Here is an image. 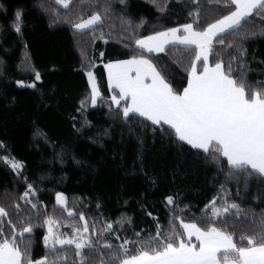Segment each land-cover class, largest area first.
Segmentation results:
<instances>
[{"label":"trees","instance_id":"1","mask_svg":"<svg viewBox=\"0 0 264 264\" xmlns=\"http://www.w3.org/2000/svg\"><path fill=\"white\" fill-rule=\"evenodd\" d=\"M110 2L112 11L103 24L94 33L80 35L64 18L81 15L87 18L92 11L101 10L103 0H73L69 9L56 5L55 0H44L53 11L60 13L61 20L55 24L40 7V0H0L3 5L0 8V141L7 146L6 151L0 148V157H14L24 165L21 176H17L0 160V206L15 221L14 204L18 202L22 206L21 216L31 215L39 225L36 210L19 199L26 189L21 177H26L27 183L37 189L41 219L47 213L60 225H82L77 214L84 212L89 224L95 223L100 228L106 221L131 217L133 224H125L127 230L121 231V236L135 239L134 228L147 238L155 235L157 220L163 229L168 227L172 213L165 195L177 194L175 199L187 221L201 217L204 205L221 191L223 184L221 194H227L243 209L239 219L247 216L250 221L253 215L259 218L264 213V185L257 177L249 178L246 190L243 180L239 185L235 180H226V163L221 171V165L206 159L189 145L172 142L167 135L154 133L151 127L138 126L136 121L125 123L121 117L109 114L106 100L112 93L104 65L130 58L135 45L128 39L132 35L129 22L135 27L141 19L145 21L142 28L136 29L137 35L177 27L191 21L188 13L194 7L193 0H161L167 3L164 13L157 11L150 0H127L126 5H121L119 0ZM199 4L201 22L224 14L222 5H210L208 0H199ZM17 7L23 10L24 21L19 34L11 26ZM254 22L258 24L259 18L250 20L249 24ZM245 47L255 69L248 73V78L264 80V72L259 70L264 67L260 64L264 61V36L257 35L246 41ZM154 55L158 57L156 62L168 68L170 78L179 86L186 75L176 62L183 55L182 48H170ZM89 62L94 64L91 70L104 100L96 106L89 103L78 111L81 100L91 91L82 67ZM26 64L40 72V81L35 80L31 69L25 70ZM16 80L25 81V85L16 84ZM32 83L36 85L34 88L29 86ZM57 192L67 197L74 218H68L67 212L57 206ZM148 211L153 215L148 216ZM176 224L179 225L178 220ZM46 230L37 226L32 234H25L24 241H18L23 248L31 240L33 259L46 254L43 243ZM108 239L116 245L120 243L114 236ZM234 239L239 240V235ZM65 248L67 264H73L78 260L72 254L74 246ZM108 251L102 248L104 255H101L85 249L88 264H99L101 259L107 261Z\"/></svg>","mask_w":264,"mask_h":264},{"label":"snow or ice","instance_id":"2","mask_svg":"<svg viewBox=\"0 0 264 264\" xmlns=\"http://www.w3.org/2000/svg\"><path fill=\"white\" fill-rule=\"evenodd\" d=\"M150 2L161 13L167 10L166 2ZM55 3L69 9L72 0H55ZM119 3L126 5L127 0H119ZM208 3L222 5L224 14L201 22L199 0H193L194 7L188 13L191 21L177 27L137 35L136 29L142 28L145 21L141 19L135 27L129 22L132 35L128 39L134 41L135 46L130 58L104 65L112 93L106 103L109 114L121 117L125 123L136 121L138 126L151 127L154 133L167 135L172 142L189 145L206 159L221 165V171L226 163V180H235L238 185L243 180L247 190L251 177H257L264 185V80L248 78V73L255 69L251 67L245 47L246 41L257 35L264 36V0H208ZM40 7L49 13L53 24L61 20L60 13L53 11L44 0H40ZM111 11L110 0H103L101 10L92 11L87 18L65 17L64 22L80 35H86L89 31L94 33ZM254 18H259V23L249 24ZM23 23V10L17 7L11 26L19 34ZM100 38L103 39V35ZM177 47L182 48L183 55L176 62L186 74L179 86L170 78L168 68L156 62L158 57L154 55ZM260 64L264 65V61ZM82 67L91 91L81 100L78 111L89 103L96 106L98 101L104 100L91 70L94 64L89 62ZM28 69L34 72L35 80H41L39 71L26 64L25 70ZM259 70L264 72V67ZM16 84L24 85L25 81L16 80ZM149 121L151 124L147 123ZM0 148L7 150L3 141ZM0 160L21 176L23 162L7 155ZM21 178L26 182V189L19 199L36 210L35 218L40 223H34L31 215L23 218L18 202L14 204L15 221L6 208L0 206V264H67L65 246L73 245L72 254L78 258L73 264H88L85 249L88 253L104 255L102 248L109 250L106 253L109 259H101L99 264H264V213L259 218L253 215L250 221L247 216L239 219L243 209L227 194H221L223 184L221 191L204 205L201 217L187 221L175 199L177 194L165 195L172 213L167 229L157 220L155 235L145 238L133 228L135 239H132L120 234L127 230L125 224H133L131 217L106 221L97 228L95 223L89 224L84 212H79L82 226L72 224L70 235L57 231L58 221L52 216L45 213L41 219L36 187L27 183L26 177ZM56 204L67 212L68 218H74L64 193H56ZM146 214L153 215L151 211ZM37 226L47 229L43 234L46 254L33 259L31 240H27L23 248L18 241H24L25 234H32ZM237 235L239 240L234 239ZM109 236L120 241L119 245L109 240ZM62 252L65 255L61 256Z\"/></svg>","mask_w":264,"mask_h":264},{"label":"rangeland","instance_id":"3","mask_svg":"<svg viewBox=\"0 0 264 264\" xmlns=\"http://www.w3.org/2000/svg\"><path fill=\"white\" fill-rule=\"evenodd\" d=\"M73 1V0H72ZM37 81V80H36ZM40 81V80H39ZM25 85V84H24ZM24 85H20V86H24ZM31 85V84H29ZM58 207H60L59 205H57ZM82 226V225H81ZM57 231L59 232H64V233H67V234H71V225H66V226H63V225H60L58 224L57 225V228H56ZM74 246V245H73ZM57 247H60L59 245Z\"/></svg>","mask_w":264,"mask_h":264},{"label":"crops","instance_id":"4","mask_svg":"<svg viewBox=\"0 0 264 264\" xmlns=\"http://www.w3.org/2000/svg\"><path fill=\"white\" fill-rule=\"evenodd\" d=\"M104 70H105V74H106V80H107V71H106V69L104 68ZM88 79V78H87ZM107 85H108V82H107ZM110 90V89H109ZM150 122V121H149Z\"/></svg>","mask_w":264,"mask_h":264}]
</instances>
